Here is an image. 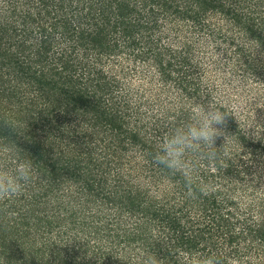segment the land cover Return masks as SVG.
I'll list each match as a JSON object with an SVG mask.
<instances>
[{
	"label": "trees",
	"instance_id": "16d2710c",
	"mask_svg": "<svg viewBox=\"0 0 264 264\" xmlns=\"http://www.w3.org/2000/svg\"><path fill=\"white\" fill-rule=\"evenodd\" d=\"M210 102L189 196L150 154ZM0 143L33 162L0 264H264V0H0Z\"/></svg>",
	"mask_w": 264,
	"mask_h": 264
},
{
	"label": "clouds",
	"instance_id": "9594fccd",
	"mask_svg": "<svg viewBox=\"0 0 264 264\" xmlns=\"http://www.w3.org/2000/svg\"><path fill=\"white\" fill-rule=\"evenodd\" d=\"M231 113L215 106L211 102L198 106L189 121L175 127L163 136L151 153L152 162L165 170L170 176L179 175L189 196L205 189L196 180L199 160H214L219 150L214 146L216 139L224 135L227 117ZM227 140V139H226ZM18 149L0 143V203L14 200L22 195L33 177V162L29 159L11 160ZM143 264H163L162 258L148 253ZM190 264H224L217 253L207 255L193 254Z\"/></svg>",
	"mask_w": 264,
	"mask_h": 264
}]
</instances>
